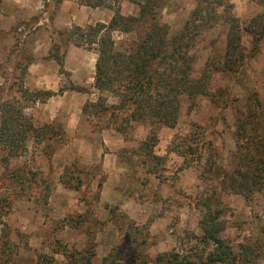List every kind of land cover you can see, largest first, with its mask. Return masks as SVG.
I'll return each instance as SVG.
<instances>
[{
  "label": "rangeland",
  "instance_id": "1",
  "mask_svg": "<svg viewBox=\"0 0 264 264\" xmlns=\"http://www.w3.org/2000/svg\"><path fill=\"white\" fill-rule=\"evenodd\" d=\"M71 1L65 3V11L56 16L54 24L47 18V10L44 16L33 14L37 4H31L24 12L18 11V19L11 28L5 19L6 27L0 26V88L6 89L16 78L12 68L21 51L33 61L49 60L48 35L59 42L60 38H65L62 33L72 30L73 25L105 20L117 6L124 15H137V2L143 0H108V6L94 12L81 6L67 16L73 8ZM158 1L157 20L166 25L170 35L182 28L196 0ZM222 1L233 4L232 11L242 26L262 9L250 0ZM14 9L4 4L3 11L7 14L15 12ZM221 9L222 6H217V12ZM144 30L145 27L140 26L130 32L114 31L112 37L121 49L139 40ZM226 30V24L219 20L197 36L190 50L194 55L192 76L200 77L207 68V93L197 95L193 101L182 95L175 126L158 128L153 153L160 159L143 155L138 147L148 133L147 124L132 123L123 134L117 131L108 115L96 114L93 108L83 112V104L95 102L99 96L105 98L108 106L118 102L111 90L99 91L93 83L74 84L65 69L80 68L86 75L93 73L94 50L70 43L61 69L51 61L39 60L31 65L23 78V90L35 99L24 112L35 125L47 122L57 126L56 135L62 140L59 143L45 140L40 145L29 143L26 156L11 158L5 165L0 163V177H6L5 166L26 161L43 173L47 186L36 195L39 204L32 198L13 193L8 194L7 201H2L0 246L16 249L13 259L4 254L3 260L9 264H88L87 257L77 253L87 249L93 251L89 264H166L165 259L173 251L182 262L205 264L212 244L203 238L201 219L206 213L204 196L209 193L208 206L218 207L217 219L223 226L219 237L229 243L233 251L248 242L251 253L247 264H264V189L249 194L235 192L228 186L214 189L211 173L205 171L210 162L215 161L219 171L229 173L237 162L235 124L244 113L247 94L257 93L264 106V37L237 80L236 73L217 70L223 61ZM251 40V36L243 32L241 44L246 53L251 48ZM2 72L6 73V78ZM55 73L59 74L58 78ZM52 81L56 82V87L47 89ZM71 85L84 87L86 92L71 89ZM59 88L64 89L62 95L42 99L41 91L56 92ZM187 135L193 146L201 147V159L195 160L193 154L187 162L171 149L173 139ZM48 143L46 151L52 152L49 157L44 153ZM104 153L108 155L99 170L97 165ZM142 160L146 162L144 166ZM71 163L92 175L89 182L86 177L84 189L73 190L59 181L64 165ZM102 178L104 182L98 192L97 180ZM4 181L8 183L6 178ZM62 246L67 248L66 253L71 252L67 257L60 250Z\"/></svg>",
  "mask_w": 264,
  "mask_h": 264
},
{
  "label": "trees",
  "instance_id": "2",
  "mask_svg": "<svg viewBox=\"0 0 264 264\" xmlns=\"http://www.w3.org/2000/svg\"><path fill=\"white\" fill-rule=\"evenodd\" d=\"M42 1L45 11L47 10V18L52 22L61 0ZM250 1L260 5L262 9L242 26L239 18L232 11L231 2L196 0L182 28L170 35L167 34L166 25L157 20L158 0L137 2L139 7L137 15H124L117 6L107 22L97 21L84 26L73 25L72 30L62 33L65 38H60L59 42L55 38L52 39L49 57L62 66L63 57L70 43L83 46L86 50H94L96 59L93 86L99 91L111 90L118 98V102L108 106L105 104V98L99 96L95 102L86 101L82 106L83 112L93 108L96 114L108 115L115 123L114 127L117 131L123 134L126 133L124 130L128 128L127 126L132 123L147 124L148 133L139 142L138 147L143 155L151 159H160L153 153L158 128L175 126L182 95L193 101L197 95L207 91L206 83L209 77L207 68L200 77L192 76L194 55L190 50L201 31L213 26L219 20L226 24L223 61L217 70L236 73L237 80L250 57L256 53L259 41L264 37V0ZM77 2L92 8L108 6V0H77ZM217 6H222L220 12H217ZM140 26L145 27V30L139 40L121 49L117 48L112 37L114 31L130 32ZM243 32L252 38L251 48L247 53L241 44ZM32 62L33 58L21 51L12 68L16 72V78L6 89L0 88V163L4 165L11 158L26 156L29 143L40 145L45 140H51L52 143H59L62 140L60 135H56L57 126L47 122L35 125L31 117L24 112L28 103H33L35 99L32 94L28 96L23 90V78ZM2 73L6 78V73ZM71 89L86 92L81 86L71 85ZM7 90L11 91L10 94ZM63 91V88H59L56 92L45 90L40 93L45 100ZM235 126L239 154L233 169L229 173L219 171L215 161H212L205 171H210L214 189H224L228 186L229 189L242 194L261 191L264 189V106L257 93L247 94L244 113L236 119ZM48 146L49 143L45 144L44 150L47 157L52 153L46 151ZM170 147L187 162L192 159L193 154L195 160L201 159V147L199 148L197 144L193 146L190 135L173 139ZM142 164L144 166L146 162L142 160ZM97 167L101 170V163ZM5 168L8 169L6 177H0V205L3 200L9 199L10 193L27 199L32 198L39 204L36 195L47 188L43 173L26 161L16 162L13 166H5ZM88 173L78 164L71 163L64 165L59 181L67 188L81 190L86 187V177L88 182L92 180V175ZM5 178L8 183H5ZM103 182V178L97 180L98 192ZM208 195L204 196L203 205L206 206V213L201 219V229L204 240L211 241L212 247L207 254L208 261L205 264L217 262L247 264L250 261L248 256L251 253V245L248 242L240 244L237 251H233L230 244L219 237L218 233L223 226L217 219L218 207L208 206L211 199ZM46 198L45 204H47ZM217 201L219 202V199ZM84 202L87 203V200ZM78 216L82 215L78 214ZM3 235L7 237V234L3 233ZM12 247L13 249L10 250V246H0V264H9L7 260H3L4 254L10 259L15 257L16 249ZM60 250L66 257L71 253H66L65 246ZM77 253L86 256L88 264L90 263L93 251L88 252L87 249H83ZM168 255L169 257L165 259L166 264L188 263L179 260L177 252L173 251Z\"/></svg>",
  "mask_w": 264,
  "mask_h": 264
},
{
  "label": "crops",
  "instance_id": "3",
  "mask_svg": "<svg viewBox=\"0 0 264 264\" xmlns=\"http://www.w3.org/2000/svg\"><path fill=\"white\" fill-rule=\"evenodd\" d=\"M67 1H69L70 2V0H61V2H60V4H59V7H58V9H57V11H56V14H55V17H54V20L51 22V24H54V21H55V18H56V16H58V14H62L65 10H64V8L66 7V2ZM4 4L6 5V4H8V5H11L12 7H14L15 9H14V11L15 12H9V14H7V12H5V10L3 11V9H4ZM34 5L35 4V6H36V4L38 5V6H36V10L33 12V14L34 13H37V14H42L43 16L45 15V9H44V5H43V1L42 0H0V19L2 18V20H0L1 21V24H0V26L1 27H6V25H7V21H5V19H8V21H9V23H8V25H9V27L11 28V26H13V25H15V23H16V19H18L17 17H18V11H20V10H22L23 12L27 9V7H30V5ZM71 4L73 5V8H71L70 9V12L68 13L67 12V16H70V15H72L73 14V11H74V8H77L78 7V9L81 7V6H84V7H88V6H85V5H81V4H79L78 2H77V0L75 1V0H72L71 1ZM23 5L25 6V5H27L26 7H23ZM17 7H21L20 9H16ZM90 9H92L93 11L92 12H94V11H96V10H98V9H100V8H104L103 6H101V7H95V8H92V7H89ZM113 12V11H112ZM110 13V15L105 19V20H98V21H100V22H105L106 20H109L110 18H111V16L113 15V13ZM109 13V12H108ZM121 13H123V12H121ZM74 18V17H73ZM45 20V19H44ZM73 21L76 23L77 21H75V19H73ZM41 21H39V22H37V24H39ZM107 22V21H106ZM77 24H81V23H78L77 22ZM1 41V40H0ZM47 41L50 43V44H52V37H51V34L50 35H48V39H47ZM0 45H1V43H0ZM69 46V45H68ZM49 50H50V45L48 46V48H47V55L49 56ZM67 50H68V48H67ZM67 50H66V52H67ZM29 54H31V55H33L32 54V52H29V51H27ZM39 60H43V61H51V62H55L56 63V65H58L57 67H59L60 69H61V67L63 66V63H62V66H60L53 58H49V60H46V59H38L37 61H39ZM37 61H33L29 66H28V68H27V71H26V74L28 73V71H30V67H31V65H33V64H35L34 62H36V64H37ZM65 69H67V71H69V73H70V78H71V80L73 81V83L74 84H79V85H81V84H92L93 83V81H94V72L93 73H91V74H89V75H86V74H84V72H82V70L80 69V68H72V67H68V68H65ZM55 71L57 72V69H55ZM44 72V71H43ZM43 72H41V74H44ZM49 76L52 78L53 77V73H52V71H50V73H49ZM55 76H57V78H58V76H59V74H57V73H55ZM39 78H40V76H39ZM40 80V79H39ZM54 80V79H53ZM53 82L54 81H52V82H50L48 85H49V88H47V89H53V88H55L56 87V82H55V84H53ZM62 95V94H61ZM52 97V96H51ZM50 98V97H49ZM106 155H108L107 153H104V157H102V161H101V166L102 165H104V159H105V156Z\"/></svg>",
  "mask_w": 264,
  "mask_h": 264
}]
</instances>
